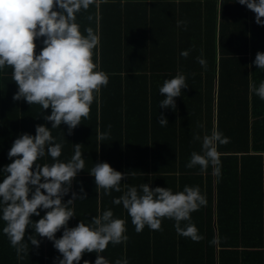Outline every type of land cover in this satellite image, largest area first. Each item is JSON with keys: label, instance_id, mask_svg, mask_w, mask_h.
I'll use <instances>...</instances> for the list:
<instances>
[{"label": "trees", "instance_id": "trees-1", "mask_svg": "<svg viewBox=\"0 0 264 264\" xmlns=\"http://www.w3.org/2000/svg\"><path fill=\"white\" fill-rule=\"evenodd\" d=\"M188 3L197 2L95 0L87 10L76 13L80 32L86 35L85 30L91 28L99 36L92 60L95 71L108 75V84L93 93L89 117H82L71 135L65 124L51 128V122L43 118L50 108L42 110L23 98L14 101L18 86L13 69L7 65L0 69V181L7 175L4 148L23 133L34 136L38 124L49 127L55 143L62 144L60 162H68L74 144L80 143L85 166L62 202L72 192L79 195L81 188L87 194L86 199L77 198L68 205L75 212L74 227L79 221L90 225L93 217L109 209L113 218L125 221L128 239L115 245L109 242L100 253L109 264L117 260L127 264H264V100L253 91L249 99V86L258 87L264 81V70L248 68L257 51L264 52V28L251 24L255 13L238 0H222L218 27L214 0H205L204 10L197 7L195 12L184 6ZM162 21H171L172 32L158 34ZM178 21L186 22V27L177 26ZM42 40L35 41L37 54ZM183 50H189L187 58L180 55ZM198 57L206 60V67L198 63ZM178 73L185 76L188 87L174 98L175 109L160 108L162 83ZM161 114L167 118L166 126L157 122ZM213 130L229 138V143L217 144L219 177L211 165L205 171L186 167L193 151L203 154V137ZM102 132L109 136L98 141ZM194 135L200 140H194ZM99 161L126 173L120 191L105 194L97 189L89 172ZM36 163L44 166L54 161L46 151ZM143 184L166 187L173 193L185 186L198 187L207 204L190 213V220L181 221L180 227L194 224L203 239L195 242L179 235L174 219L167 217L161 218L162 230L145 225L137 233L127 210L113 200L129 187L139 191ZM35 234L40 244H30L39 255L33 264H54L50 253L45 254L48 250L44 251L42 238ZM6 240L0 239V264H5L4 251H10ZM95 259L96 253H84L79 264L84 260L94 264Z\"/></svg>", "mask_w": 264, "mask_h": 264}, {"label": "clouds", "instance_id": "clouds-1", "mask_svg": "<svg viewBox=\"0 0 264 264\" xmlns=\"http://www.w3.org/2000/svg\"><path fill=\"white\" fill-rule=\"evenodd\" d=\"M95 0H0V69L6 65L13 69V81L18 90L13 100L24 99L29 105L38 104L42 110L51 109L43 118L51 122V128L62 123L67 126L68 134L81 124V118H88L93 93L108 84V75L95 71L97 65L92 60V50L99 43L91 28L79 30L75 22L76 13L87 10ZM241 5L255 13V23L264 25V0H238ZM91 19V17H89ZM186 22L178 21L177 26ZM43 37L39 54L35 52V41ZM180 55L187 58L189 50ZM198 63L206 67V60L198 57ZM252 64L264 70V52L257 51ZM186 78L177 74L165 80L159 91L164 99L159 107L175 109V97L181 96V89L187 88ZM250 89L264 100V81L258 87L251 84ZM161 126L168 124L161 114L157 121ZM111 126L109 125V128ZM109 136L108 132L99 133L98 141ZM200 140L199 135L193 136ZM229 138L218 130L205 135L202 140V153L193 151L186 164L187 168L199 166L205 171L211 165L214 175L220 176V158L217 144H227ZM80 143L74 144V154L68 162L58 161L62 144L55 143L49 127L38 124L35 135L23 133L12 143L7 155L11 163L3 167L7 174L0 181V204L3 205L2 219L6 222L3 232L8 236L17 254L27 250L23 243L26 228L33 221L32 215L40 216V209L47 210L34 222L38 236L53 242L61 254L58 264H74L81 261L84 253H96L94 264H109L103 253L109 242L120 244L128 238L125 235V221L113 218L111 209L93 217L91 224L79 221L75 227H68L70 218L75 216L68 207L77 198L86 199L83 188L79 195L72 192L71 198L62 202V197L70 191L72 181L82 171L85 161L82 158ZM51 156L52 165L41 166L36 163L45 153ZM15 158V159H12ZM97 189L105 194L111 190L120 191L126 173L114 170L109 163L99 161L90 170ZM43 189V191H41ZM114 204H122L131 217L135 231L140 233L145 225L155 231L161 229V218L174 219L176 232L195 242L203 239L194 224L180 227L181 221L190 220V213L206 206L207 200L198 187L185 186L183 191L175 192L166 187H150L149 184L129 187ZM63 229L60 238L57 231ZM31 245L39 247L36 237H29ZM215 243V239L212 241ZM83 264H89L84 260ZM115 264H127L117 260Z\"/></svg>", "mask_w": 264, "mask_h": 264}, {"label": "crops", "instance_id": "crops-1", "mask_svg": "<svg viewBox=\"0 0 264 264\" xmlns=\"http://www.w3.org/2000/svg\"><path fill=\"white\" fill-rule=\"evenodd\" d=\"M194 2H197V3H188V4H185L184 6L189 8V9H192L194 12L197 11V7L200 8L201 11L204 10L205 0H196V1L194 0ZM175 4H178V0H175ZM221 4H222V0H214V5H215V17L214 18H215V22H216V26L217 27H218V23H219L220 5ZM261 19L264 20V17H262ZM250 22H251V24H253V26L255 24L257 28L258 27L264 28V25H257L255 23V19L254 18H251ZM157 32H158V34H164L166 32H172V23H171V21H162L161 25H159L157 27ZM98 40H99V36H98ZM98 52H99V50H98ZM253 53H255V52L252 51L250 56H252ZM254 67H256V66L254 64H252L251 59H250L249 62H248L249 70L250 71L251 70H255ZM162 85H163V83H162ZM215 86H216V81H215ZM249 92H250L249 99H251L252 90L250 89ZM10 141H11V138H10ZM9 142H7V144ZM10 146H9V148L8 147L4 148V158L8 159L7 164L11 163V159L7 158L8 157L7 153L9 151V149H10ZM1 158H2V155H1ZM45 211H47V210H43V212L40 214V216H37V217L40 219V217H42L45 214ZM2 215H3V205L0 204V239L1 238H4V239L7 238L6 244H7V246L10 249V251H4V254H3L4 255V259L2 258V262L5 263V264H8V263H19V262H23V264H33L34 262H36L37 259H38L37 257H39V255L36 253V251H34L32 249L31 246H33V245L30 246L31 243H30V240H29L30 236L31 237H35L36 236V234H35L36 231H35V227H34V222L37 221L36 215L35 216L32 215L30 217V219L33 221V223L30 224L28 228H26V232H25V237H24L23 243L27 245V250L24 251V252H21L19 254V256L17 254V251L13 252V248L14 247L11 246L8 236L3 232V228L6 226V222L2 219ZM69 222H70V225H69ZM69 222H68V227L69 228L74 227V217L70 218ZM62 233H63V229L57 231V233L55 234L56 238H60ZM39 238H40V236H39ZM41 238H42L41 239V244H43L44 251L48 250L45 254L50 253L48 255H50V257L53 259L52 262L54 264L55 263L58 264V258H62L61 254L58 251L56 252V249L54 248L52 241H49L47 238H44V237H41ZM46 257H48V256H46ZM40 262L41 261H39L38 263H40Z\"/></svg>", "mask_w": 264, "mask_h": 264}]
</instances>
